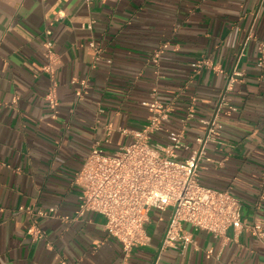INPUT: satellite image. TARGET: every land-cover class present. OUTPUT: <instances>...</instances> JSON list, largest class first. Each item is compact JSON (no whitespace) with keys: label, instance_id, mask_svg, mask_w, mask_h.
Masks as SVG:
<instances>
[{"label":"crops","instance_id":"obj_1","mask_svg":"<svg viewBox=\"0 0 264 264\" xmlns=\"http://www.w3.org/2000/svg\"><path fill=\"white\" fill-rule=\"evenodd\" d=\"M263 44L264 0H0V264H264V240L245 231L184 223L187 241L164 248L172 209L150 214V242L130 253L102 216L74 218L95 144L129 145L157 99L170 122L154 139L184 130L185 158L217 119L199 180L264 229ZM29 208L57 211L38 220L39 241Z\"/></svg>","mask_w":264,"mask_h":264},{"label":"built area","instance_id":"obj_2","mask_svg":"<svg viewBox=\"0 0 264 264\" xmlns=\"http://www.w3.org/2000/svg\"><path fill=\"white\" fill-rule=\"evenodd\" d=\"M94 25L95 21H91L86 28L92 31ZM45 49V56L52 60V44L47 43ZM260 49V63L263 64L264 44ZM47 100L52 108L58 106L51 93ZM225 105L223 98L220 108ZM147 106L150 112L148 124L131 131L133 140L129 145L108 155L102 152L98 142L85 159L75 180L81 194L74 218L82 219L89 213L105 218L106 230L119 241L126 253L150 242L147 233L150 214L153 211L164 213L168 209L173 212L164 248L174 246L177 241H187L182 230L184 223L196 231L215 236L226 237L229 231L236 234L245 231L264 240L261 226H249L243 220L239 198L229 189H214L202 185L199 180L202 163L211 162L208 144L219 136L217 119L204 123L207 126L205 137L197 139L198 148L185 158L183 153L189 146L184 141V130L165 144L154 139L170 122V109L157 99ZM24 210L35 219L27 234L34 241L43 239L37 222L56 217V209Z\"/></svg>","mask_w":264,"mask_h":264}]
</instances>
